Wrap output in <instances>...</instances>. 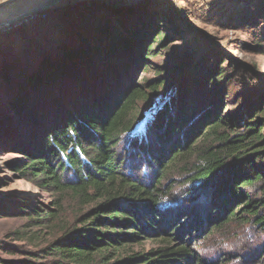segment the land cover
<instances>
[{
  "label": "trees",
  "instance_id": "1",
  "mask_svg": "<svg viewBox=\"0 0 264 264\" xmlns=\"http://www.w3.org/2000/svg\"><path fill=\"white\" fill-rule=\"evenodd\" d=\"M147 33L151 43L140 55L145 62L169 38L164 31ZM136 42L111 39L99 59L81 48L62 60L44 59L16 93L13 75L2 69L6 92H14L0 107V124L11 111L26 127L25 144L16 145L23 158L11 167L54 198L5 197L0 216L26 215L46 227L66 193L86 207L41 249L43 256L4 264H230L226 253L208 261L199 240L234 235L241 227L258 234H248L247 264H264V82L252 94L232 97L227 68L218 64L210 84L221 89L202 106L198 99L192 104L184 94L170 95L176 83L131 75L127 55L133 60ZM118 59L119 71L112 64ZM143 68L151 69L148 63ZM81 71L100 82L93 94L82 87L71 91ZM228 99L237 111L223 113ZM177 184L187 187L176 198ZM145 239L158 246L130 250Z\"/></svg>",
  "mask_w": 264,
  "mask_h": 264
},
{
  "label": "rangeland",
  "instance_id": "2",
  "mask_svg": "<svg viewBox=\"0 0 264 264\" xmlns=\"http://www.w3.org/2000/svg\"><path fill=\"white\" fill-rule=\"evenodd\" d=\"M45 1L48 0H0V23ZM115 1L63 0L52 9L0 30V107L14 90L18 91L17 85H24L27 76L41 68L44 59L62 60L68 52L74 53L80 48L86 53L90 51L93 59H99L110 40L117 41L119 36L137 40L133 60H130V51L126 59L131 75L139 81L160 79L176 83L170 95L177 98L184 94L192 104L198 99L197 104L202 106L205 99H211L221 89V85L210 84V74L218 64L227 68L228 76L224 80L231 79L235 91L232 97L252 94L264 82V0H140L132 5L125 2L133 0L113 3ZM144 30L147 35L164 31L169 37L157 48L160 54L146 62L141 61L140 55L145 51L144 45L151 41L143 35ZM119 60L117 65L112 61L117 71L123 67ZM146 63L151 67L149 71L143 68ZM98 64L102 67L101 62ZM7 67L14 79L11 86L16 87L13 92H6L1 82V71ZM76 76L77 83L71 91L82 87L93 94L94 88L100 85L98 79L93 80V74L87 77L81 71L76 72ZM37 99L36 94L32 96V105L35 106ZM231 100L225 102L223 113L238 110L231 107ZM9 112L8 122L0 124L3 133L0 137V199L21 195L34 202L50 203L54 195L41 193L36 184L26 181L11 167V161L23 158L16 145L20 141L25 144L26 127L24 118L20 120L18 114ZM186 187L177 184L175 197ZM3 205L0 201V208ZM85 210L86 207L66 193L58 217L46 227L34 225L26 215L0 216V264L30 259L31 254L43 256L41 249L74 225ZM249 233L253 239L258 237L256 232L241 227L234 235L201 239L199 248L208 261H216V257L226 253L232 259L230 264H247L244 258L249 252L245 249L252 241L247 238ZM232 243L233 249L226 248ZM157 246L156 242L145 239L131 244L130 250L141 252Z\"/></svg>",
  "mask_w": 264,
  "mask_h": 264
},
{
  "label": "water",
  "instance_id": "3",
  "mask_svg": "<svg viewBox=\"0 0 264 264\" xmlns=\"http://www.w3.org/2000/svg\"><path fill=\"white\" fill-rule=\"evenodd\" d=\"M63 0H48L43 2L41 5L34 7L30 9L27 12H24V14L19 15L16 18L5 20L4 22L0 23V30L6 29V27H10L16 24H19L20 22H23L25 19L31 17L32 15L42 12L43 10H49L60 4ZM118 0H116L113 3H116ZM124 1V0H123ZM135 1H140V0H133V1H126V4L132 5Z\"/></svg>",
  "mask_w": 264,
  "mask_h": 264
},
{
  "label": "built area",
  "instance_id": "4",
  "mask_svg": "<svg viewBox=\"0 0 264 264\" xmlns=\"http://www.w3.org/2000/svg\"><path fill=\"white\" fill-rule=\"evenodd\" d=\"M36 16V15H35Z\"/></svg>",
  "mask_w": 264,
  "mask_h": 264
}]
</instances>
